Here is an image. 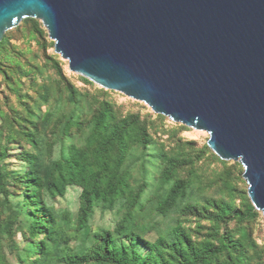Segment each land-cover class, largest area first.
Returning a JSON list of instances; mask_svg holds the SVG:
<instances>
[{
    "label": "water",
    "instance_id": "95a60500",
    "mask_svg": "<svg viewBox=\"0 0 264 264\" xmlns=\"http://www.w3.org/2000/svg\"><path fill=\"white\" fill-rule=\"evenodd\" d=\"M27 18L70 73L204 132L264 225V0H0V41Z\"/></svg>",
    "mask_w": 264,
    "mask_h": 264
},
{
    "label": "trees",
    "instance_id": "16d2710c",
    "mask_svg": "<svg viewBox=\"0 0 264 264\" xmlns=\"http://www.w3.org/2000/svg\"><path fill=\"white\" fill-rule=\"evenodd\" d=\"M4 42L1 40L0 46ZM65 88L70 111L61 122L49 111L38 116L28 113L19 123L15 121L18 130L14 134L32 150L20 153V172L5 169L7 150L0 146V196L5 203L9 198L14 202L7 204L8 214L0 222V242L6 241L15 264H49L55 259L60 264H250L248 252L256 247L244 231L235 237L226 230L218 232L216 225L212 234L195 242L179 219L163 229L156 221L140 222L148 210L160 219L198 210L192 201L196 179L192 158L180 147L169 152L154 147L147 124L137 115H116L104 96L98 99L80 93L69 84ZM91 108L89 120L82 123V112ZM52 120L54 125H50ZM6 129L3 138L9 143L13 140L12 125ZM54 129L60 135L55 158L42 144V136L54 134ZM1 136L0 131V140ZM39 157L51 164L49 172L34 169ZM184 167L189 168L186 178L181 177ZM153 184L155 192L146 196ZM222 184L230 191L226 181ZM10 187L14 191H9ZM70 187L79 191L71 236L64 230L69 219L59 220L47 203L62 197ZM214 206L213 215L208 216L215 224L227 217L243 222L255 212L249 200L242 210L232 211L228 201ZM95 209L115 214L111 230H89ZM16 229L25 240L21 248L14 243ZM151 233L155 236L152 241L146 238ZM0 264H9L1 253Z\"/></svg>",
    "mask_w": 264,
    "mask_h": 264
},
{
    "label": "rangeland",
    "instance_id": "374dc122",
    "mask_svg": "<svg viewBox=\"0 0 264 264\" xmlns=\"http://www.w3.org/2000/svg\"><path fill=\"white\" fill-rule=\"evenodd\" d=\"M3 39L5 42L0 46V131L2 135L0 146L7 150V158L3 162L6 170L20 172L23 167L20 153L32 151L20 136L14 134V131L18 130L15 121L19 123V120L26 118L28 113L38 116L49 111L54 114V120L61 122L70 111L66 99V84L80 93H88L98 99L104 96L113 104L116 115L121 117L127 114L137 115L140 121L147 124L154 147H161L166 152L180 147L186 156L192 158V169L196 173L192 201L197 203L198 210L193 213L175 212L167 219L157 218L148 210L141 216L140 222L156 221L163 229L172 224V221L179 219L192 241L195 242L212 234L216 225H218V232L226 230L233 233L235 237L239 236L240 231H244L248 236V242L253 243L256 247L248 252L252 258L250 264H264V225L259 212L255 211L253 218L243 222L227 217L215 224L214 220L208 216L213 215L212 211L216 209L214 204L228 201L232 211L242 210L246 200L248 202V198L246 196L247 186L241 177L240 165L218 159L206 146L207 135L204 132L185 128L165 117L155 115L142 103L119 93L105 91L93 83L83 82L82 77L68 71L66 61L53 53L48 35L36 19L27 18L21 21L16 27L5 31L1 40ZM62 77L65 81L61 79ZM103 93L104 95H102ZM91 113L92 108L89 112L84 110L80 121L87 122ZM54 120L50 125H54ZM9 124L12 125L13 140L5 143L3 137ZM58 131V129H54V134L42 136L43 147L46 149L49 147L53 158L57 156L60 144ZM34 169L37 172H49L52 167L44 157H39ZM188 169L187 167L181 169V177L188 176ZM134 177L138 178L136 172ZM152 179H156L154 174ZM222 181L227 182L230 191L223 187ZM155 187L156 185H151L150 191L146 190V196L152 197ZM9 189L11 192L14 191L11 187ZM78 194V189L70 187L62 197H56L47 202L59 220L69 219V223L65 222L64 225V230L69 236L73 235V230H75ZM206 202L210 205L207 206ZM0 203L2 204L0 205V222H2L8 214L7 204L13 205L14 202L12 198H9V202L5 203L0 196ZM204 209L205 211H203ZM115 221L114 213H100L95 209L88 222V227L91 232L101 229L111 230ZM154 237L153 233L146 236L150 241ZM14 243L19 248L25 244V240L21 237V231L18 229L15 230ZM70 245H73V242ZM61 247L63 246L60 245L59 248ZM0 253L7 263L15 264L16 258L8 252V246L4 239L0 242ZM55 255L59 256L60 254L56 253ZM49 264L60 263L55 259L51 260Z\"/></svg>",
    "mask_w": 264,
    "mask_h": 264
}]
</instances>
